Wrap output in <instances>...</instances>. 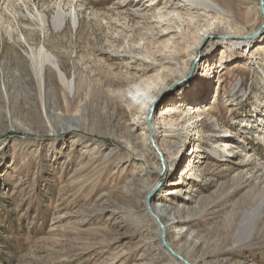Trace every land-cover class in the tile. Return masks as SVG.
Returning a JSON list of instances; mask_svg holds the SVG:
<instances>
[{
    "label": "rangeland",
    "instance_id": "rangeland-1",
    "mask_svg": "<svg viewBox=\"0 0 264 264\" xmlns=\"http://www.w3.org/2000/svg\"><path fill=\"white\" fill-rule=\"evenodd\" d=\"M147 1L0 0V264H264V0L159 26L127 6ZM41 48L73 93L50 67L40 90ZM206 58L220 67L184 91ZM138 85L150 106L123 96Z\"/></svg>",
    "mask_w": 264,
    "mask_h": 264
},
{
    "label": "bare ground",
    "instance_id": "bare-ground-1",
    "mask_svg": "<svg viewBox=\"0 0 264 264\" xmlns=\"http://www.w3.org/2000/svg\"><path fill=\"white\" fill-rule=\"evenodd\" d=\"M176 1H178L179 3L178 2L176 3ZM147 2L149 3L146 5L144 4L145 5L144 9H141L140 8L141 6L136 7V5L127 4V6H129L133 10L134 14L144 15L145 13L150 12L151 14L153 12L151 15L153 20H155L157 26L162 25V23L168 20H181L183 18L182 17L183 14H185L188 17L191 18L193 17L196 19H200V18L209 19L210 17H212L213 14L221 15L223 16V18L228 17L227 12L220 7V5L216 2V0H170L168 3L162 4V7L159 8H157L159 4L155 3L154 0H149ZM68 17L72 22V26L75 27L76 25L75 12L71 11L68 14ZM64 23H65V16L62 12L58 11L56 17L52 21L53 29L60 30L64 26ZM206 35L207 33L205 31H202V36L201 37L198 36L199 41H202ZM248 38L249 37L234 35L230 39H222L221 44H225V46L231 47L230 50H233L236 47L249 44L250 40ZM211 49L212 46H208L205 53V57L209 59H211L210 57ZM207 58L200 65H198L195 75L192 78H190L187 81V83L183 86L184 91L185 90L190 91L192 94L193 92H196V90H200L202 87L206 86V84L210 81V78L214 74L213 69H218L220 67V65L217 64H215V66L211 65L210 60ZM230 58H232V56H230ZM37 60H38L37 61L38 64L36 71L38 75L40 90L45 84L44 72L46 70V67H50L54 70V72L56 73L58 84L60 85L61 89L67 91L68 93H73L76 90L74 79H70V80L68 79L66 74L61 71L57 59L54 56H52L50 53H48L45 49L43 48L39 49ZM122 94L127 99H130L131 96L137 102L146 104V107L150 106V104L154 101V97L149 93L148 90L145 89V86L143 85H138L136 87L123 90ZM199 102L201 101L200 99L197 98L192 100V106H189L190 108L185 110V114L187 113V115L182 113V110L180 109V105L177 106L175 103H169V105L165 109V113H163V117L168 118L171 121V123L174 122V125H179L180 117L183 114L184 116H191V118L189 119V123L192 122L193 120H198L197 118L201 115ZM210 119L211 118H209L208 120ZM174 125L171 124L168 128L164 129L163 133L169 136L173 132L177 131L178 129L174 128L173 127ZM213 126L216 127V125ZM156 128L157 127L153 125V130H155V132L158 130V129L156 130ZM182 128L183 126L181 125V128L179 130H182ZM223 133H225V136L233 135V132L230 130H226ZM157 136H158L157 134H154V136L152 137L157 138ZM225 144H226L225 150L228 151L230 146L227 145V142ZM211 152L215 153V150H212ZM225 155L228 156V154ZM154 213L160 222L164 221L162 215L155 207H154ZM177 252L179 253L180 250H178Z\"/></svg>",
    "mask_w": 264,
    "mask_h": 264
},
{
    "label": "water",
    "instance_id": "water-1",
    "mask_svg": "<svg viewBox=\"0 0 264 264\" xmlns=\"http://www.w3.org/2000/svg\"><path fill=\"white\" fill-rule=\"evenodd\" d=\"M261 2V6H263V0L260 1ZM262 28V27H261Z\"/></svg>",
    "mask_w": 264,
    "mask_h": 264
}]
</instances>
